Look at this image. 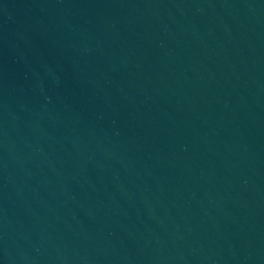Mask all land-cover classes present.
I'll return each instance as SVG.
<instances>
[{
	"label": "water",
	"instance_id": "95a60500",
	"mask_svg": "<svg viewBox=\"0 0 264 264\" xmlns=\"http://www.w3.org/2000/svg\"><path fill=\"white\" fill-rule=\"evenodd\" d=\"M0 264H264V0H0Z\"/></svg>",
	"mask_w": 264,
	"mask_h": 264
}]
</instances>
